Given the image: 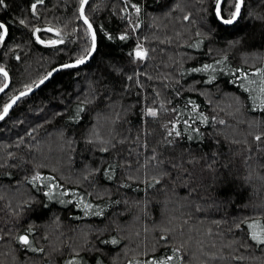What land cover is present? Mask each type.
I'll return each mask as SVG.
<instances>
[{
	"label": "trees",
	"instance_id": "1",
	"mask_svg": "<svg viewBox=\"0 0 264 264\" xmlns=\"http://www.w3.org/2000/svg\"><path fill=\"white\" fill-rule=\"evenodd\" d=\"M81 3L0 5V113ZM216 3L88 0L0 120V264H264V0Z\"/></svg>",
	"mask_w": 264,
	"mask_h": 264
},
{
	"label": "snow or ice",
	"instance_id": "2",
	"mask_svg": "<svg viewBox=\"0 0 264 264\" xmlns=\"http://www.w3.org/2000/svg\"><path fill=\"white\" fill-rule=\"evenodd\" d=\"M40 2H42V0H37V3H40ZM85 2H86V0H85ZM243 2H244V0H237V2L234 5L235 11L231 14V19H223V23L232 24L236 20V18L240 15V10H241V6L243 5ZM0 5H4V0H0ZM35 8H36V4H33L32 9L35 10ZM219 8H220V4H219V0H217V15L218 16L220 15ZM137 11H139V9H137ZM81 14L83 15V5L81 6ZM20 23L23 24L24 21H20ZM84 23L88 24V28L90 30L92 26H91V24L88 23V20L86 17L84 18ZM0 30H2V31H0V42H2L8 33V29L5 27L4 23H0ZM48 31H51V29H48ZM121 38L123 39L124 37H121ZM94 40H95V36L93 34V41ZM41 43H43V41H41ZM52 43H55V41H53ZM93 47H94V44H93ZM89 55H90V53H89ZM137 55H141V54L138 52ZM82 63H84V59H79L76 61V64H82ZM63 67L69 68V67H75V65L65 64V65H63ZM0 72H3L4 75L7 76V73L4 72V70L2 68H0ZM48 75L50 76L51 73H49ZM47 78L48 77L46 76L44 79H47ZM41 83H43V80L41 81ZM5 87H6V85H5ZM0 91H3V89H0ZM25 94L26 93H21V95H25ZM15 99H19V97H16ZM15 99L13 100V103H15ZM11 106H12L11 104L5 105V107L3 109V112L5 115L7 114L8 110ZM149 114L152 116H155L156 112L149 110ZM0 119H3L2 115H0ZM256 139L259 140L260 137H257ZM252 238L254 240L260 239V237L256 234H253ZM19 239L25 245H27L29 243L27 236H22ZM261 242H264V241H261ZM112 243H116V241H112Z\"/></svg>",
	"mask_w": 264,
	"mask_h": 264
},
{
	"label": "water",
	"instance_id": "3",
	"mask_svg": "<svg viewBox=\"0 0 264 264\" xmlns=\"http://www.w3.org/2000/svg\"><path fill=\"white\" fill-rule=\"evenodd\" d=\"M88 2V0H86V2H85V0H82V3H81V5H80V8H79V14H80V17H81V19H82V21L84 22V18H85V15H84V8H85V5H86V3ZM236 2H237V0H236ZM222 3H223V0H219V4H220V8H219V12H220V10H221V6H222ZM83 5V15L81 14V6ZM241 10H242V6H241ZM241 10H240V12H241ZM235 11V10H234ZM215 15H216V17H217V19L219 20V22H221V23H223V19L224 18H222V16H221V14L218 16L217 15V3H216V8H215ZM239 17V16H238ZM237 17V18H238ZM236 18V19H237ZM229 19H231V18H229ZM88 23L90 24V22L88 21ZM223 24H225V23H223ZM87 27H88V24H85ZM92 26V25H91ZM89 29V28H88ZM89 32H90V36H91V39H92V46H91V50H90V55L88 54L86 57H84V58H82V59H84V63H82V64H76V61H74V62H69V63H66V64H71V65H75V66H80V65H83V64H85V63H87L88 62V60L90 59V57L92 56V54H93V52L95 51V46H96V35H95V32H94V29H93V27H91V29L89 30ZM93 34H94V36H95V40L93 41ZM93 44H94V47H93ZM63 65H65V64H62V65H59V66H57L56 68H54V69H52L49 73H51V75L49 76L48 74L46 75L48 78L47 79H41L39 82H37L34 86H32L31 88H29V89H27V90H24V91H22V92H20L19 94H17V95H15L13 98H11V100L6 104V105H8V104H11L12 106L9 108V110H8V112H7V114L5 115L4 114V112H3V110H2V112L0 113V115H2L3 116V118L4 117H6L8 114H9V112L11 111V109L13 108V106L18 102V100L21 98V97H23V96H25V95H28V94H31V93H33V92H35L41 85H43L44 83H46L50 78H51V76L53 75V74H55L56 72H58L59 70H62V69H65L64 67H63ZM70 68V67H69ZM3 69V68H2ZM4 70V69H3ZM4 72H6L5 70H4ZM7 73V72H6ZM0 74H2L4 77H5V82H4V84L0 87V89H3V91H0V95L3 93V92H5V90L8 88V86H9V84H10V78H9V75L7 74V76H5L4 75V73L3 72H0ZM43 80V83H41V81ZM5 85H6V87H5ZM21 93H26L25 95H21ZM16 97H19V99H15ZM15 99V103H13V100ZM4 109V108H3ZM1 120V119H0Z\"/></svg>",
	"mask_w": 264,
	"mask_h": 264
},
{
	"label": "rangeland",
	"instance_id": "4",
	"mask_svg": "<svg viewBox=\"0 0 264 264\" xmlns=\"http://www.w3.org/2000/svg\"><path fill=\"white\" fill-rule=\"evenodd\" d=\"M137 53L138 52H136V57L142 60V57H140V56H142V54L140 53L141 55H137Z\"/></svg>",
	"mask_w": 264,
	"mask_h": 264
}]
</instances>
